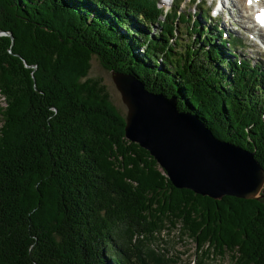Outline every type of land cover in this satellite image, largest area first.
I'll list each match as a JSON object with an SVG mask.
<instances>
[{"label": "trees", "instance_id": "obj_1", "mask_svg": "<svg viewBox=\"0 0 264 264\" xmlns=\"http://www.w3.org/2000/svg\"><path fill=\"white\" fill-rule=\"evenodd\" d=\"M196 7L0 0V264H177L151 248L177 226L197 264H264V184L251 200L174 189L88 77L92 57L133 76L264 171V66Z\"/></svg>", "mask_w": 264, "mask_h": 264}, {"label": "water", "instance_id": "obj_2", "mask_svg": "<svg viewBox=\"0 0 264 264\" xmlns=\"http://www.w3.org/2000/svg\"><path fill=\"white\" fill-rule=\"evenodd\" d=\"M110 74L126 110L125 140L146 151L174 189L211 200L256 199L264 171L252 153L213 137L194 116L178 112L174 98L147 92L131 75Z\"/></svg>", "mask_w": 264, "mask_h": 264}, {"label": "rangeland", "instance_id": "obj_3", "mask_svg": "<svg viewBox=\"0 0 264 264\" xmlns=\"http://www.w3.org/2000/svg\"><path fill=\"white\" fill-rule=\"evenodd\" d=\"M184 4L181 3L180 7L182 11L188 10L193 11L197 10V5L195 4L194 0H183ZM224 1V2H223ZM220 2V4L223 3L224 6V12H218L217 14V20L220 23V27L222 26L225 28V31L228 32L233 27V30H235L236 36H238L241 39V45L237 47V49L234 48L235 51L240 52V56L242 54L249 57V59L254 62L258 60V63L264 64V60L262 59L264 57V53H262L261 47H263L264 44H262V41L259 38L254 37L251 31H248L250 24H252L253 20V10H250V13L245 12L242 10V6L244 5L245 0H223ZM197 2V0H196ZM217 8H220L219 3H214ZM202 5V7H201ZM212 5L210 3V0H201L199 2V7L203 9L210 8L209 6ZM158 6L163 8H168L170 6V3L168 5L162 4L160 0H158ZM184 7V8H183ZM220 14L224 17L220 16ZM241 15L245 17V15H248V19L242 18ZM226 16H228L230 19H227ZM192 20V18H191ZM222 21V23H221ZM223 24V25H222ZM180 26V25H176ZM180 35V42L184 43L186 41V36L177 33V36ZM242 46V47H241ZM88 77L89 78H98L100 79L101 83L105 86L106 91L109 96V100L111 104L116 108V110L122 115H125V107L120 101V97L118 92L115 90L114 85L111 81V74L110 71L104 70L98 63L95 57L91 58L90 61V69L88 71ZM4 104L2 102V99L0 97V107H3ZM1 124V121H0ZM161 241L153 242L151 244V248L155 251L156 248L164 249L167 251L166 257H171L175 259L178 263L177 264H197L198 255L195 250V245L192 241H190L185 236L179 237L178 235V226L171 230L170 232H164L163 235L160 237ZM202 264H231L230 261V255H225L222 259L216 258L214 261L205 260Z\"/></svg>", "mask_w": 264, "mask_h": 264}, {"label": "bare ground", "instance_id": "obj_4", "mask_svg": "<svg viewBox=\"0 0 264 264\" xmlns=\"http://www.w3.org/2000/svg\"><path fill=\"white\" fill-rule=\"evenodd\" d=\"M223 0H210V3H216V2H219V4H220V2H222ZM224 2V1H223ZM259 2H260V5H262V6H264V0H259ZM251 7V5L249 4V3H247V0H246V2L244 3V5L242 6V10H244L245 12L249 9ZM261 11V9H258V10H256L254 13H253V17L255 18L256 16H257V14L259 13ZM220 12H224V6H223V3L222 4H220V8H219V13ZM241 17L242 18H246V19H248V15H245V17L243 16V15H241ZM226 18L227 19H230L228 16H226ZM233 28H235V27H233ZM251 32L252 33H257V31L256 30H254V29H251ZM260 36H262V34H259Z\"/></svg>", "mask_w": 264, "mask_h": 264}, {"label": "snow or ice", "instance_id": "obj_5", "mask_svg": "<svg viewBox=\"0 0 264 264\" xmlns=\"http://www.w3.org/2000/svg\"><path fill=\"white\" fill-rule=\"evenodd\" d=\"M257 20L264 24V16H257Z\"/></svg>", "mask_w": 264, "mask_h": 264}]
</instances>
